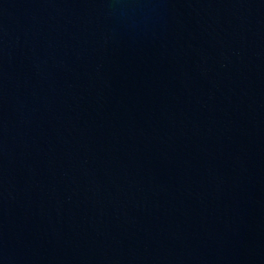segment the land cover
Masks as SVG:
<instances>
[{
	"label": "water",
	"instance_id": "95a60500",
	"mask_svg": "<svg viewBox=\"0 0 264 264\" xmlns=\"http://www.w3.org/2000/svg\"><path fill=\"white\" fill-rule=\"evenodd\" d=\"M0 264H264V0H0Z\"/></svg>",
	"mask_w": 264,
	"mask_h": 264
}]
</instances>
